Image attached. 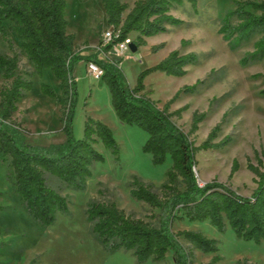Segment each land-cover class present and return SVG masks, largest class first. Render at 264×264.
I'll return each mask as SVG.
<instances>
[{"label": "rangeland", "instance_id": "1", "mask_svg": "<svg viewBox=\"0 0 264 264\" xmlns=\"http://www.w3.org/2000/svg\"><path fill=\"white\" fill-rule=\"evenodd\" d=\"M135 1L122 0L129 8ZM235 1L245 0H197L196 11L185 2L171 11L175 18L184 22L182 26L168 27L167 33L148 38L146 45L139 46L136 52H124L123 57L115 55L112 47L107 57L117 63L125 86L132 89L142 71L155 66L172 51L181 55L196 54L199 63L186 67L184 77L167 76L162 72L146 75L143 93L162 109L184 86L202 81L204 86L197 93L181 94L169 109L173 112L187 106L180 118L172 117V122L188 135L194 146L207 140L217 125L220 130L212 144L228 138L219 148L196 152L197 165L193 168L196 181L200 185L217 181L241 196L250 197L257 183L248 166L264 170V80L255 77L264 75V59L242 65V59L253 52L257 38L232 49L234 40L225 39L219 32L226 13L235 8ZM66 19L67 32L74 34L77 50L89 44L98 46L103 32L108 29L100 0H68ZM137 36L138 32H130L126 43H134ZM8 41L12 42V48L8 47ZM155 47L158 49L153 51ZM0 52L18 54L20 72L31 74L32 90L20 100L13 116L27 131L25 142L32 146L63 142L60 107L41 92L42 83L56 89L57 80L49 70H44L42 76L35 73L33 65L21 52L19 40L11 32L7 38L0 33ZM74 81L76 96L71 115L74 138H82L85 120L90 117L111 129L118 151L114 154L101 143L96 145L104 161L91 166L92 175L84 190L68 189L56 177L46 174L47 183L68 200V211L57 213L54 223L48 227L39 225L24 211L6 178L8 168L0 156V264H175L172 251L162 263L152 260L138 263L131 251H109L92 233L86 210L96 201L114 203L127 214L154 226L165 224L167 213L137 201L130 189L135 177L161 195L160 188L167 180L171 160L168 158L161 165L152 163L151 155L143 151L148 134L136 125H127L117 119L106 83L89 77L83 64L77 66ZM8 84L0 73V90ZM194 112L206 116L197 131L191 133ZM234 163L238 164V169L229 178ZM182 230L199 231L217 241L216 252L193 249L194 264H210L216 256L219 260L212 264H264V241L238 239L228 224L222 232L207 221L174 220L171 231ZM178 240L188 253L189 244L182 238Z\"/></svg>", "mask_w": 264, "mask_h": 264}, {"label": "trees", "instance_id": "2", "mask_svg": "<svg viewBox=\"0 0 264 264\" xmlns=\"http://www.w3.org/2000/svg\"><path fill=\"white\" fill-rule=\"evenodd\" d=\"M67 1L0 0L1 35L7 38L9 32L13 33L35 73L42 76L44 70H49L58 82L56 89L59 92L44 83L41 84V92L59 105L65 134L63 142L47 146H32L25 142L24 133L27 131L13 116L18 111L20 100L32 90L31 74L20 72L18 54L0 52V73L9 82L0 90V156L8 168L6 178L24 211L39 225H52L57 213L68 211V200L47 183L46 174L56 177L68 189L84 190L92 175L91 166L104 161L96 145L101 143L114 154L118 151L111 129L90 117L85 120L82 138L75 139L73 136L71 115L76 96L74 68L78 62L86 61L95 63L104 71L101 79L108 87L117 119L127 125H136L148 134L143 151L151 155L152 163L161 165L168 158L171 160L167 180L160 188L161 195L135 177L130 189L137 201L164 210L167 213L165 224L154 226L127 214L114 203L92 202L87 207L86 220L101 244L109 251H131L138 263L148 260L162 263L168 252L172 251L175 264H194L193 249L206 253L218 251L217 241L207 238L202 232H172L171 225L176 219L207 221L222 232L228 224L238 239L263 242L264 170L251 164L248 166L257 183L250 197L241 196L217 181L198 184L193 172L197 165L196 152L219 148L226 144L228 138L219 144H212L220 130V125H217L207 140L200 146H194L188 135L172 122V117L180 118L187 106L173 112L169 111L170 106L181 94L197 93L204 83L197 81L192 86H184L162 109L143 93L146 75L162 72L167 76L184 77L186 67L199 63L198 56L172 51L158 64L142 71L132 89L125 86L117 63L98 58V54H107L114 45L126 41L132 31L138 32L133 43L138 48L146 45V38L167 33L168 27L182 26L184 22L171 14L172 9L188 2L196 11L197 0H137L132 8L122 0H100L107 27L113 28L118 35L105 46L99 43L95 49L97 54L89 56L80 54L74 45L75 36L67 32ZM234 3L235 8L226 13L219 32L225 39L234 40L232 49L257 38L253 43V52L241 63L260 62L264 59V0ZM126 11L128 13L124 16ZM234 20L237 22L234 23ZM8 47L12 48L11 41H8ZM155 49L158 47L152 50ZM255 77L264 80V75ZM205 116L193 113L191 133L197 131ZM262 164V160H259V165ZM237 169L238 164L234 163L229 178ZM181 185L184 186L183 190L180 189ZM179 238L191 247L188 253L184 252ZM218 260L216 256L210 264Z\"/></svg>", "mask_w": 264, "mask_h": 264}, {"label": "built area", "instance_id": "3", "mask_svg": "<svg viewBox=\"0 0 264 264\" xmlns=\"http://www.w3.org/2000/svg\"><path fill=\"white\" fill-rule=\"evenodd\" d=\"M118 32L114 33L113 28H108L107 30H105L103 32L102 38H101V45L105 46L107 44H109L114 36H117ZM114 48V54L117 55L118 57H123L124 56V52L126 51H130L129 45L126 43V41L116 44L113 46ZM110 52H108L107 54H103L105 56V58L109 59L107 57V55ZM87 74L89 77L95 79V80H100L101 77L104 74V71L95 63L93 62H88L87 63Z\"/></svg>", "mask_w": 264, "mask_h": 264}, {"label": "crops", "instance_id": "4", "mask_svg": "<svg viewBox=\"0 0 264 264\" xmlns=\"http://www.w3.org/2000/svg\"><path fill=\"white\" fill-rule=\"evenodd\" d=\"M106 17V16H105ZM69 26V25H68ZM72 35H74V34H72ZM147 39L148 38H146V41H147ZM99 45V44H98ZM77 46V45H76ZM97 48V46H95V45H91V44H89V45H86L83 49H81V50H78V51H80V54L82 55V56H89V55H93V54H97L96 53V49ZM98 58H101V59H105V56L103 55V54H98ZM87 63L88 62H86V61H80V62H78V64L75 66V68H74V72L76 71V69H77V66L79 65V64H83L84 65V67H85V69L87 70ZM58 143V142H57ZM59 143H61V142H59ZM54 144V143H53Z\"/></svg>", "mask_w": 264, "mask_h": 264}, {"label": "water", "instance_id": "5", "mask_svg": "<svg viewBox=\"0 0 264 264\" xmlns=\"http://www.w3.org/2000/svg\"><path fill=\"white\" fill-rule=\"evenodd\" d=\"M129 48H130L131 52H136V50H137V47L133 43L129 44Z\"/></svg>", "mask_w": 264, "mask_h": 264}, {"label": "bare ground", "instance_id": "6", "mask_svg": "<svg viewBox=\"0 0 264 264\" xmlns=\"http://www.w3.org/2000/svg\"><path fill=\"white\" fill-rule=\"evenodd\" d=\"M67 4H68V1H67Z\"/></svg>", "mask_w": 264, "mask_h": 264}]
</instances>
